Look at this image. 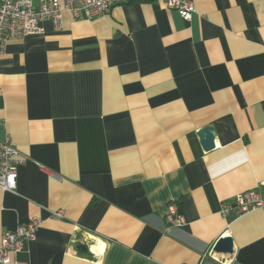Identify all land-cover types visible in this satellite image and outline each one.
<instances>
[{
    "label": "crops",
    "instance_id": "obj_1",
    "mask_svg": "<svg viewBox=\"0 0 264 264\" xmlns=\"http://www.w3.org/2000/svg\"><path fill=\"white\" fill-rule=\"evenodd\" d=\"M42 27L0 54V141L25 157L0 189V235L39 221L18 260L198 264L228 236L215 256L264 264V208L220 214L264 197V0H195L188 20L134 2ZM170 201L185 222L168 231Z\"/></svg>",
    "mask_w": 264,
    "mask_h": 264
},
{
    "label": "built area",
    "instance_id": "obj_2",
    "mask_svg": "<svg viewBox=\"0 0 264 264\" xmlns=\"http://www.w3.org/2000/svg\"><path fill=\"white\" fill-rule=\"evenodd\" d=\"M155 1L164 3L168 9L176 11L185 20L195 10V0H37L36 3L33 0H0V54L11 40L42 34V22L45 20L50 21L54 29H60L64 12L69 13L73 19H92L108 13L115 5ZM24 160L25 157L8 138L0 141L1 190H16L17 167ZM258 208H264V197L256 190H247L221 204L220 214L236 216ZM54 214L57 217L62 216L61 211ZM164 220L168 231L184 224V216L178 212L176 201L167 203ZM38 224V219L30 218L26 223L0 235V264H25L17 256L24 249L25 243L35 240ZM206 254L224 264L230 261L215 256L213 249L203 253L201 261ZM201 261L198 264H202Z\"/></svg>",
    "mask_w": 264,
    "mask_h": 264
},
{
    "label": "water",
    "instance_id": "obj_3",
    "mask_svg": "<svg viewBox=\"0 0 264 264\" xmlns=\"http://www.w3.org/2000/svg\"><path fill=\"white\" fill-rule=\"evenodd\" d=\"M197 135L199 136L201 146L204 150H210L214 147V133L211 126H205L199 129ZM213 251L217 253L231 254L233 251L231 237L225 236L218 239V241L213 246Z\"/></svg>",
    "mask_w": 264,
    "mask_h": 264
},
{
    "label": "bare ground",
    "instance_id": "obj_4",
    "mask_svg": "<svg viewBox=\"0 0 264 264\" xmlns=\"http://www.w3.org/2000/svg\"><path fill=\"white\" fill-rule=\"evenodd\" d=\"M92 250V249H91Z\"/></svg>",
    "mask_w": 264,
    "mask_h": 264
}]
</instances>
